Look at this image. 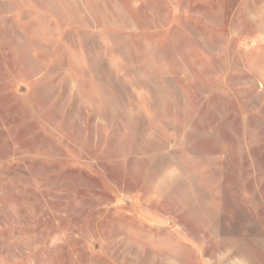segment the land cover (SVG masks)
Segmentation results:
<instances>
[{
	"label": "rangeland",
	"instance_id": "1",
	"mask_svg": "<svg viewBox=\"0 0 264 264\" xmlns=\"http://www.w3.org/2000/svg\"><path fill=\"white\" fill-rule=\"evenodd\" d=\"M0 264H264V1L0 0Z\"/></svg>",
	"mask_w": 264,
	"mask_h": 264
},
{
	"label": "crops",
	"instance_id": "2",
	"mask_svg": "<svg viewBox=\"0 0 264 264\" xmlns=\"http://www.w3.org/2000/svg\"><path fill=\"white\" fill-rule=\"evenodd\" d=\"M240 1H248V0H240ZM262 1H264V0H262Z\"/></svg>",
	"mask_w": 264,
	"mask_h": 264
}]
</instances>
